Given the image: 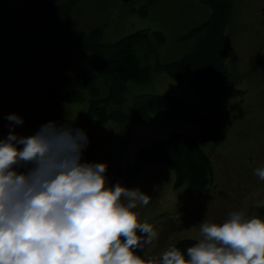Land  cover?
<instances>
[{"label":"rangeland","instance_id":"obj_1","mask_svg":"<svg viewBox=\"0 0 264 264\" xmlns=\"http://www.w3.org/2000/svg\"><path fill=\"white\" fill-rule=\"evenodd\" d=\"M76 2L78 6L74 11V20L78 28L89 31L92 27H99L106 43H113L137 30L145 29L150 33L162 31L166 41L157 46L156 52L149 54L148 63L152 65L157 61L177 60L191 51L196 39L183 36L205 22L211 14L210 8L199 0ZM247 3L250 5L255 2L247 0ZM14 11L19 34L13 44L11 62L0 73V117L7 112L6 109L12 108L13 100L21 104L23 111H30L20 126L21 131L27 128L40 129L50 121L72 124L65 114L69 112L73 115L87 133L90 141L88 147H94V160L107 164L108 182L114 185L119 182L127 188H139L150 197L149 204L139 206L136 211L140 213L141 222L153 226L157 238L152 245L138 249V254L145 258L159 257L161 252L180 239H198L199 224L204 219L223 223L234 211H245L249 216L257 214L258 207L264 205V180H260L254 170L257 160H264V152L257 153L259 158H255L248 155L242 146L247 141L251 146L252 140L264 134V62L257 60L254 65H249L246 57L238 60L234 44L235 40L241 38L247 23L252 21L251 13L254 12L250 6L239 17L247 23L241 25L237 22L229 28L234 40L233 58L231 67L230 58L227 62L225 82L241 93L227 97L214 109H204L200 95L191 81L194 74L173 78L164 71L153 72L148 82L129 81L127 99L122 105L125 111H132L136 97L142 94H167L183 98L216 124L219 137L215 140L206 136L190 121L169 120L155 114L151 122L135 125L130 146L123 153L118 140L119 124L113 120L105 123L94 121L88 110L89 97L82 102L66 103L48 100L38 92L60 75L92 69L93 55L84 50L70 54L71 43L66 37H62L65 41L58 45L54 40H47L44 49L36 54L41 39L50 31L53 32L55 23L51 22L47 11L32 0H15ZM251 39H248L246 49L252 43ZM60 49L64 51V65L54 57ZM143 55L145 58L146 55ZM250 120L255 121L254 131L246 138L248 130L242 127ZM174 130L193 137L210 154L214 170L213 182L198 191L188 190L186 185L177 187L174 169L169 165L157 164L148 165L138 179L128 185L127 169L134 163L138 150L156 140L168 138ZM37 131L32 130L33 134ZM260 141L264 143V135Z\"/></svg>","mask_w":264,"mask_h":264},{"label":"clouds","instance_id":"obj_2","mask_svg":"<svg viewBox=\"0 0 264 264\" xmlns=\"http://www.w3.org/2000/svg\"><path fill=\"white\" fill-rule=\"evenodd\" d=\"M88 143L83 129L55 121L0 139V264H264V218L245 211L223 223L204 219L186 252L172 245L159 257L138 254L157 238L136 211L150 197L110 186L107 164L84 160ZM254 174L264 180V167Z\"/></svg>","mask_w":264,"mask_h":264},{"label":"trees","instance_id":"obj_3","mask_svg":"<svg viewBox=\"0 0 264 264\" xmlns=\"http://www.w3.org/2000/svg\"><path fill=\"white\" fill-rule=\"evenodd\" d=\"M14 1L0 0V73L11 62L13 44L19 34ZM32 1L47 11L49 19L55 23L53 32L41 39L36 54L44 49L47 40H54L58 45L63 44L65 39L61 38L66 37L71 43L70 54L84 50L93 55L92 69L58 76L38 91L42 97L66 103L82 102L89 97L88 110L94 121L105 123L113 120L119 124L121 153L129 148L135 125L151 122L155 114L169 120L190 121L206 136L215 140L219 137L216 124L183 98L167 94H142L136 97L132 111H125L122 105L127 99L129 81L148 82L153 72L164 71L173 78L194 74L191 81L204 109H214L227 97L241 93L225 82L227 62L230 58L231 67L233 58L234 40L229 28L240 22L241 0H199L210 8L211 14L205 22L183 36L196 39L192 50L177 60L157 61L155 65L148 63V56L166 41L162 31L150 33L145 29L137 30L113 43H106L99 27H92L89 31L78 28L74 20V11L78 6L76 0ZM63 52L57 50L54 57L64 65ZM157 164L169 165L174 169L177 187L186 185L188 190H204L213 180L210 154L196 139L180 130H174L168 138L142 146L136 153L134 163L128 166L126 183L132 185L148 165ZM256 216L264 218V205L258 207ZM196 242L197 239L188 237L178 240L175 246L186 252Z\"/></svg>","mask_w":264,"mask_h":264},{"label":"flooded vegetation","instance_id":"obj_4","mask_svg":"<svg viewBox=\"0 0 264 264\" xmlns=\"http://www.w3.org/2000/svg\"><path fill=\"white\" fill-rule=\"evenodd\" d=\"M255 3L252 4H248L247 0H241L240 3V9L243 12L248 6H250L253 10L254 13H251V22H242V18L240 19V23L242 24H246L247 25L244 27L245 31L243 32L241 38L238 40H235V45L237 48V54H238V60H240L242 57H246L248 58V63L249 65L254 64L257 60H262L264 61V0H252ZM230 31V29H229ZM249 38L251 39V44L249 46L248 49H246V44ZM17 104L13 101V105L12 108L10 110H7V112L2 113L1 117H0V139L5 138L9 135L10 131H15L16 134H18L19 136H23V137H27V136H31L34 135L32 130H39V129H34V128H27V130L25 131H21L20 130V126L21 125H16L14 128L12 126V122H10L7 117L11 114H17L20 117L23 118V120H25L29 115L30 112H25L22 111V107L21 106H16ZM15 106V107H14ZM253 113V111H252ZM67 116L69 117V119L72 121V117L67 114ZM247 124L243 125L244 127H242L243 129H246L248 131L247 132V136L246 138L249 136L250 132L254 131V127L253 124L255 121L250 120L246 121ZM73 125L77 126L78 128L80 127L77 122H73ZM264 135V134H263ZM263 135H259L261 137H257L254 140H252L253 144L250 146V143L248 142H244L242 149L250 156L255 157V158H259L257 156V153L259 152H264V143L262 141H260V139H262ZM90 143V141H89ZM88 143V145H89ZM256 147V148H255ZM260 154V153H259ZM94 147H88L85 149L84 154H83V158L85 161L87 162H97L94 160ZM251 157V158H252ZM260 158L257 160V165L256 168L258 167H264V160L259 161ZM255 171V170H254ZM253 171V172H254ZM119 172V171H118ZM117 172V174H118ZM251 173V172H248ZM262 184V183H261ZM110 186H114L113 183H109ZM126 187V186H125Z\"/></svg>","mask_w":264,"mask_h":264},{"label":"water","instance_id":"obj_5","mask_svg":"<svg viewBox=\"0 0 264 264\" xmlns=\"http://www.w3.org/2000/svg\"><path fill=\"white\" fill-rule=\"evenodd\" d=\"M122 1H124V2H129V1H132V0H122Z\"/></svg>","mask_w":264,"mask_h":264}]
</instances>
